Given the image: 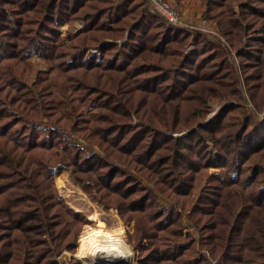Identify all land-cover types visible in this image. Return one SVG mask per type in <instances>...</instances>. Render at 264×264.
I'll return each instance as SVG.
<instances>
[{
    "label": "trees",
    "instance_id": "1",
    "mask_svg": "<svg viewBox=\"0 0 264 264\" xmlns=\"http://www.w3.org/2000/svg\"><path fill=\"white\" fill-rule=\"evenodd\" d=\"M199 2L232 58L147 0H0V264L76 250L87 214L58 194V158L141 230L137 264H264V0ZM33 53L62 97L32 88Z\"/></svg>",
    "mask_w": 264,
    "mask_h": 264
},
{
    "label": "rangeland",
    "instance_id": "2",
    "mask_svg": "<svg viewBox=\"0 0 264 264\" xmlns=\"http://www.w3.org/2000/svg\"><path fill=\"white\" fill-rule=\"evenodd\" d=\"M145 1V0H144ZM171 2V1H170ZM188 5L185 8L184 12L181 11L176 3L171 2L174 6H176L181 15V23L184 26H189V28H198L200 29L203 34L208 38L209 41L214 42L218 44L226 53H228V56L232 58V56L235 54L233 49L229 46V44L224 40V38L220 35V33L217 31L216 33H208L204 28H201V20H205L206 25L208 22L211 24V26L215 29L216 25L214 22L209 21L206 17H204V6H202L203 11L201 10L198 16L194 18H188L185 15H188V13L192 12V5L193 0L188 1ZM200 3V2H199ZM201 5V4H200ZM185 13V14H184ZM200 15V16H199ZM208 21V22H207ZM197 22V25L195 24ZM83 24L82 18L74 19L72 21H63L57 24V29L59 32V36L62 39V41L65 44L69 43L70 37L74 34L75 31L79 30L80 27ZM206 31V32H205ZM220 39H222L223 44L220 43ZM120 42V41H118ZM195 49V44L192 42L191 38L188 39L184 51H191ZM96 49L94 47L89 48L87 54L96 53ZM30 63L32 64L33 68V74L30 80V83H34L35 79V71H41L44 74H42V77L40 80H37V85H32V88L35 90V92H39L44 95V97L47 96L48 92L51 93L53 96L60 98L63 94V88H64V78L61 74L56 73L53 69H51L52 61L50 60H44L36 53L31 54L29 58ZM221 103L211 100L209 101V105L211 107V110L208 114V116H211L220 106ZM42 127H46L50 125L46 122V120H41ZM72 132L66 133L65 136L68 141H71L74 139V142L79 143L82 148H84L85 151H90V149H93L92 147L86 145L84 142L77 141L73 135H71ZM209 145H211L209 143ZM50 173L54 179V183L56 186V190L58 194L66 200V202L72 206L75 210H79L87 214V220L88 222L83 223L78 235V243H79V237L83 234V232L87 231L90 228L94 227H102L105 229H108L110 231H115L118 227L122 226L123 232L122 237L126 241L127 245L131 249V256L134 264H137V260L142 257L148 250V245L146 239L143 237L141 230L136 225V231L137 233L134 234V237L131 238L128 229L126 227L127 222L130 220H123L119 217L117 210L115 207H104L103 203L94 197V191H92L90 188H88V184L85 181H75L73 178L72 173L67 168L65 163L58 158V160L51 163L50 167ZM213 171V168H209L204 173V178L206 175L211 173ZM87 191H86V190ZM162 201L166 204L168 203L165 199H162ZM168 205V204H167ZM131 228V226H130ZM187 231L189 233H194V229L188 228ZM144 241L146 245V251L140 255L136 254V247L140 242ZM79 245V244H78ZM73 258L75 259L79 264H84L82 260L78 257V246L76 247V250L71 253L68 251H63L60 255L56 257V260L60 261L61 259L64 260L65 264H68L67 261ZM212 264H216V261L211 260Z\"/></svg>",
    "mask_w": 264,
    "mask_h": 264
},
{
    "label": "bare ground",
    "instance_id": "3",
    "mask_svg": "<svg viewBox=\"0 0 264 264\" xmlns=\"http://www.w3.org/2000/svg\"><path fill=\"white\" fill-rule=\"evenodd\" d=\"M122 232V226L115 231L102 227L88 229L79 237L78 257L84 264H134Z\"/></svg>",
    "mask_w": 264,
    "mask_h": 264
},
{
    "label": "built area",
    "instance_id": "4",
    "mask_svg": "<svg viewBox=\"0 0 264 264\" xmlns=\"http://www.w3.org/2000/svg\"><path fill=\"white\" fill-rule=\"evenodd\" d=\"M149 3L150 7L159 12L165 19H167L169 22L173 24H181V15L179 9L174 6L170 1L168 0H147ZM208 22V21H207ZM201 28H204L208 33H216L217 34V29L212 27L211 24L208 22L206 25L205 20H201ZM205 31V32H206ZM220 43L222 45L223 41L220 39Z\"/></svg>",
    "mask_w": 264,
    "mask_h": 264
},
{
    "label": "crops",
    "instance_id": "5",
    "mask_svg": "<svg viewBox=\"0 0 264 264\" xmlns=\"http://www.w3.org/2000/svg\"><path fill=\"white\" fill-rule=\"evenodd\" d=\"M168 1L176 3L177 7L183 12L185 10V13H186L185 8L187 7L189 0H180L179 2H176L175 0H168ZM193 3H195V4H190V5H192V12L188 13V15H185V16L188 18H194L195 19L198 16V14L200 13V11L201 10L203 11V9H202V5H200V3H199V0H193ZM195 24L197 25V22H195Z\"/></svg>",
    "mask_w": 264,
    "mask_h": 264
},
{
    "label": "water",
    "instance_id": "6",
    "mask_svg": "<svg viewBox=\"0 0 264 264\" xmlns=\"http://www.w3.org/2000/svg\"><path fill=\"white\" fill-rule=\"evenodd\" d=\"M102 264H104V262Z\"/></svg>",
    "mask_w": 264,
    "mask_h": 264
}]
</instances>
